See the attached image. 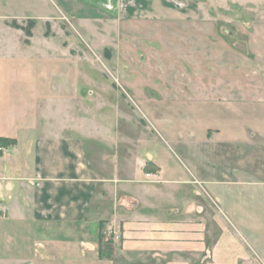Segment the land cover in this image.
I'll list each match as a JSON object with an SVG mask.
<instances>
[{
  "label": "crops",
  "instance_id": "0c3cea01",
  "mask_svg": "<svg viewBox=\"0 0 264 264\" xmlns=\"http://www.w3.org/2000/svg\"><path fill=\"white\" fill-rule=\"evenodd\" d=\"M39 1L27 3L29 14L16 6L2 19L23 48L49 50L37 67H0V95L18 79L32 83L26 99L3 107L0 97V139L13 141L0 150V264H264V67L235 69L240 78L225 85L178 87L169 132L149 152L95 154L87 141L98 136L85 134L73 112L81 72L65 64L53 22L118 24L172 7ZM6 45L0 38V54ZM250 47L257 58L260 48Z\"/></svg>",
  "mask_w": 264,
  "mask_h": 264
},
{
  "label": "rangeland",
  "instance_id": "374dc122",
  "mask_svg": "<svg viewBox=\"0 0 264 264\" xmlns=\"http://www.w3.org/2000/svg\"><path fill=\"white\" fill-rule=\"evenodd\" d=\"M31 1L0 0V38L7 44L0 67L24 68L30 62L37 67L48 56L49 45L43 44L40 53L23 48L2 21L17 13L12 11L16 6L23 8L20 13L32 12L33 5L27 4ZM182 1L168 0L172 9L163 6L166 12L160 16L150 13L118 24L79 22L61 15L53 22L52 36H58L65 48V64L81 72L73 112L83 121L85 134L98 136L87 141L95 154L126 147L149 152L159 144V133L169 132L170 99L178 87L225 85L240 78L235 69L249 72L264 67V0H187L181 7ZM57 14L54 7L53 15ZM21 25L32 28L27 20ZM45 30L38 22L37 41L42 42ZM251 44L260 48L257 58ZM31 92L32 83L18 79L13 91L0 95L2 106L26 99ZM19 113L13 110L11 115ZM107 133L113 138L99 136Z\"/></svg>",
  "mask_w": 264,
  "mask_h": 264
},
{
  "label": "trees",
  "instance_id": "16d2710c",
  "mask_svg": "<svg viewBox=\"0 0 264 264\" xmlns=\"http://www.w3.org/2000/svg\"><path fill=\"white\" fill-rule=\"evenodd\" d=\"M13 27H15V28H21L19 25H17V24H15V23H12L11 24ZM30 27H32V23H30ZM24 31H25V33H26V35L27 36H30L31 35V33H30V29H24ZM49 33V29L47 30V34ZM11 142L13 143V141L12 140H7V139H0V150H1V148H4V147H7V146H9L10 144H11ZM148 165V164H147ZM146 172H148V171H146Z\"/></svg>",
  "mask_w": 264,
  "mask_h": 264
},
{
  "label": "built area",
  "instance_id": "2783aa9c",
  "mask_svg": "<svg viewBox=\"0 0 264 264\" xmlns=\"http://www.w3.org/2000/svg\"><path fill=\"white\" fill-rule=\"evenodd\" d=\"M118 239V237H116V240Z\"/></svg>",
  "mask_w": 264,
  "mask_h": 264
}]
</instances>
